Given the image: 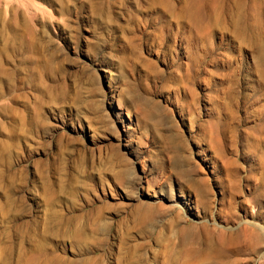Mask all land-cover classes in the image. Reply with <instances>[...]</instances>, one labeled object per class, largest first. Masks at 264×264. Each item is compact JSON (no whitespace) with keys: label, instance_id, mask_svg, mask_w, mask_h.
<instances>
[{"label":"rangeland","instance_id":"rangeland-1","mask_svg":"<svg viewBox=\"0 0 264 264\" xmlns=\"http://www.w3.org/2000/svg\"><path fill=\"white\" fill-rule=\"evenodd\" d=\"M0 264H264V0H0Z\"/></svg>","mask_w":264,"mask_h":264},{"label":"bare ground","instance_id":"bare-ground-1","mask_svg":"<svg viewBox=\"0 0 264 264\" xmlns=\"http://www.w3.org/2000/svg\"><path fill=\"white\" fill-rule=\"evenodd\" d=\"M114 94H115V92H114ZM113 97H115V98H117L118 99V101L117 102H119V105H120V107H123L126 111H127V113H128V115H129V117H131L132 115H134V114H136L133 110H132V108H133V102H130V101H132V100H130L129 101V99H130V97H129V99L128 100H124V98H122V96H121V94H115ZM128 97V96H127ZM134 99V98H133ZM137 115V114H136ZM107 116V115H106ZM88 119V118H87ZM140 121H141V119H139L138 117H137V123H138V125H140ZM142 123H143V121H142ZM146 123V122H145ZM92 125H93V123H91ZM91 124L90 123H88V125H89V128L90 129H93L94 131V136L96 137L98 134H96V133H98V129L95 127V128H93V126H91ZM82 125V124H81ZM146 125V124H145ZM83 128V127H82ZM92 131V130H91Z\"/></svg>","mask_w":264,"mask_h":264}]
</instances>
